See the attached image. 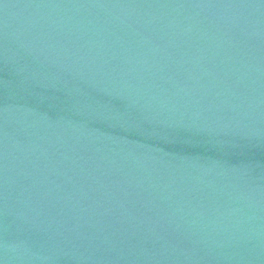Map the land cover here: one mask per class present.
<instances>
[{
    "label": "water",
    "instance_id": "obj_1",
    "mask_svg": "<svg viewBox=\"0 0 264 264\" xmlns=\"http://www.w3.org/2000/svg\"><path fill=\"white\" fill-rule=\"evenodd\" d=\"M0 264H264V0H0Z\"/></svg>",
    "mask_w": 264,
    "mask_h": 264
}]
</instances>
